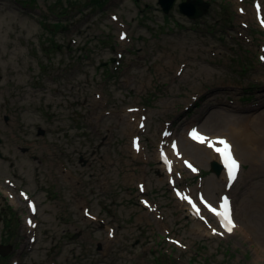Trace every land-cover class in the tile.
<instances>
[{
	"label": "rangeland",
	"instance_id": "374dc122",
	"mask_svg": "<svg viewBox=\"0 0 264 264\" xmlns=\"http://www.w3.org/2000/svg\"><path fill=\"white\" fill-rule=\"evenodd\" d=\"M182 1L0 0V264H264V166L242 156L223 184L192 150L198 172L156 159L191 127L225 133L218 111L264 112V0H206L196 20ZM174 188L227 194L240 229Z\"/></svg>",
	"mask_w": 264,
	"mask_h": 264
},
{
	"label": "bare ground",
	"instance_id": "6f19581e",
	"mask_svg": "<svg viewBox=\"0 0 264 264\" xmlns=\"http://www.w3.org/2000/svg\"><path fill=\"white\" fill-rule=\"evenodd\" d=\"M217 113L223 114L225 119H226V123H225L226 125L225 126H227V127L230 126L228 129L224 128L225 133H223L221 130L210 131V130L204 129L203 125L197 126V129H198L199 134H201V132H203L205 134L204 137H206L210 141H212V139L214 137H217V138H221V139L226 140L229 145H232L231 149H232L233 155L235 156L236 159H238L241 162V166H239L235 180L236 181L238 180L240 173H241V170H242V159H241L242 156H244L246 159L251 161L254 166H257V167L262 166L263 167L264 166V112H261V113L259 112L254 117H247L245 119L240 118V117H235V116L231 117V116H229L230 113H224V112H220V111H218ZM128 128H129V132L132 131V126L130 124H128ZM202 128L204 130H206L207 133H205L203 130H201ZM189 129H187V131H190ZM217 138H216V140H217ZM180 141H181V143L180 144L178 143V150L176 151V153H175V151L171 150V148H170L171 140L169 142L168 149L166 150V152L168 153L169 158L171 160L170 169L172 171H173V169L176 170L177 164L180 165L181 161H183L184 158H188V157H185L184 150H185V153H189L188 151L192 150V152L199 154L202 157L213 158L218 163L221 162L220 157H219V153H217L213 148H210L208 145H207V147L205 146L207 144V142L200 143L198 140L191 139L189 136L181 139ZM237 144L240 147L239 151L236 149ZM215 146L221 147L219 144H216ZM141 150H142V147L140 145L138 154H142ZM180 153L182 154L181 157H183V159L181 161L178 160V155ZM136 154L133 152V155L136 156ZM189 155L191 156V158H194L196 161H198L191 154H189ZM191 158H188V159L191 160ZM156 159L158 161L157 162L158 166L161 169H163L164 171H166L165 172L166 176L168 178H170V176L172 177V175L169 173L170 170H166L165 164L162 161L160 153H158L156 155ZM166 159L168 160L167 156H166ZM259 169H261V168H259ZM65 175H67V174L65 173ZM220 175L222 177L221 180L223 181V184H224V181L227 182V184H228L229 179L227 178L226 171L221 169ZM141 189H142V192L143 191L145 192V188H144L143 184L141 186ZM4 192L6 194H9L8 191L4 190ZM201 194H203V193H201ZM175 196H176L178 203L186 206L185 210L190 216H197L196 211H192L190 204L187 203V201H185L182 198V196H177L176 193H175ZM10 198L12 199L11 195H10ZM11 201L14 202V200H11ZM143 202H144V204H146L145 200H143ZM203 206L207 209L205 204ZM232 207H233V204H232ZM200 212H201V210L199 211V213ZM209 213L216 219L217 223L219 224V221L217 220L216 215H214L213 212H211V211H209ZM201 214H202V212H201ZM233 216H234V213H233ZM234 222H235V220H234ZM195 223H196V221H195ZM234 225H235V227L231 231L232 233H235L238 229H240V226L237 223H235ZM247 229L248 228H245L246 231H247ZM111 234L112 233L108 234L110 238H111ZM112 237L114 238L115 236L113 235ZM108 240H109V238H108Z\"/></svg>",
	"mask_w": 264,
	"mask_h": 264
},
{
	"label": "snow or ice",
	"instance_id": "6c2138e0",
	"mask_svg": "<svg viewBox=\"0 0 264 264\" xmlns=\"http://www.w3.org/2000/svg\"><path fill=\"white\" fill-rule=\"evenodd\" d=\"M121 38L123 39V35L121 36ZM262 59H264V57H262ZM132 111V110H130ZM143 126V125H141ZM165 135H167V133H165ZM190 135L192 136V138L194 140H198L200 143H208V146L210 148H213L217 153L220 154V156L222 157L226 167H227V174H228V179L229 182L231 183L232 181H234L236 179V174L239 168V163L238 161L232 156L231 153V146L228 144V142L224 139L221 138H217V140L215 142L208 140L206 137L201 136L199 133H197L195 130H193ZM219 144L221 147H216L215 145ZM134 146L137 147L138 150V145L136 144V142L134 141ZM173 148H175V144H173ZM163 155V154H162ZM187 163V162H186ZM189 167H191V165H188ZM193 171H195V169H193ZM23 195V194H22ZM183 199H187L188 202L190 204H192L193 208L196 210L197 215H199V208L197 207V205L187 196H182ZM205 206L211 211L213 212L214 215L218 216L221 218V224L222 226H226L227 231L231 232L233 230V228L235 227L232 218H231V214H230V209H229V202H228V198L227 197H223L222 198V202L220 204V208L223 209V211H220L218 208L207 204L206 202ZM30 208L34 209V206L32 204L29 205ZM203 219V217H201ZM29 223H31V221H29ZM215 231V230H213Z\"/></svg>",
	"mask_w": 264,
	"mask_h": 264
},
{
	"label": "water",
	"instance_id": "95a60500",
	"mask_svg": "<svg viewBox=\"0 0 264 264\" xmlns=\"http://www.w3.org/2000/svg\"><path fill=\"white\" fill-rule=\"evenodd\" d=\"M175 0H157L158 5L164 13H168ZM210 3L205 0H184L178 4V10L181 14L185 15L188 19L195 20L207 13ZM42 133V132H40ZM210 169L216 176L220 175L221 165L212 160L210 162ZM11 246L0 245V255L5 256L10 251Z\"/></svg>",
	"mask_w": 264,
	"mask_h": 264
},
{
	"label": "trees",
	"instance_id": "16d2710c",
	"mask_svg": "<svg viewBox=\"0 0 264 264\" xmlns=\"http://www.w3.org/2000/svg\"><path fill=\"white\" fill-rule=\"evenodd\" d=\"M33 1H35V0H33ZM95 1H98V0H95ZM101 1V0H100Z\"/></svg>",
	"mask_w": 264,
	"mask_h": 264
}]
</instances>
